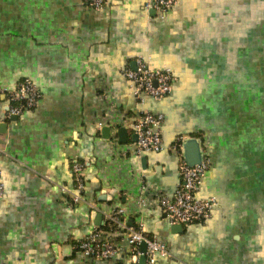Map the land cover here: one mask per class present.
<instances>
[{
    "label": "crops",
    "instance_id": "1",
    "mask_svg": "<svg viewBox=\"0 0 264 264\" xmlns=\"http://www.w3.org/2000/svg\"><path fill=\"white\" fill-rule=\"evenodd\" d=\"M144 2L96 10L85 0H0V90L30 78L41 93L10 117L0 97V264H129L126 236L138 225L165 246L156 264H264V85L254 96L246 66L237 83V37L217 25L230 23L232 1L180 0L164 14ZM139 56L176 76L163 99L132 95L122 69ZM143 110L163 114L162 148L137 154ZM178 136L204 146L210 163L196 196L215 205L206 220L174 229L158 198L179 181ZM74 159L85 190L69 204ZM119 208L123 223L107 230ZM94 229L108 232L114 255L73 248Z\"/></svg>",
    "mask_w": 264,
    "mask_h": 264
},
{
    "label": "built area",
    "instance_id": "2",
    "mask_svg": "<svg viewBox=\"0 0 264 264\" xmlns=\"http://www.w3.org/2000/svg\"><path fill=\"white\" fill-rule=\"evenodd\" d=\"M180 0H145L146 9H152L159 14L172 10ZM93 9L104 7L106 0H85ZM133 66L122 69V74L131 83L132 95L142 102L146 98L161 100L171 93L176 76L170 68H152L141 56L134 59ZM6 105V117L18 116L25 110L36 106L41 93L36 83L30 78H22L12 86L0 90ZM163 114L153 113L149 110L141 111L133 123V131L136 140L133 148L137 154L142 151H159L162 148V123ZM184 137L178 136L171 145V149L181 154ZM203 153L199 163L189 165L184 158L179 159V181L175 186L171 197L160 196L159 205L165 213V217L171 224H188L204 221L210 216L211 209L215 205V198H199L196 196L201 179L209 167L210 159L204 154V146L199 145ZM72 176V193L68 195L69 204H76L83 200L85 190L84 163L74 159L70 166ZM4 193V184L0 177V198ZM124 209L119 208L107 216L109 221L117 226L123 223ZM108 232L100 229L90 231L83 239L73 244V248L87 257L106 259L117 252L113 240ZM130 262L138 264V257L145 256V264H156V256L165 255L164 244L156 240L154 236L147 234L141 225L130 228L127 234ZM144 241L146 250L141 252L139 244Z\"/></svg>",
    "mask_w": 264,
    "mask_h": 264
},
{
    "label": "rangeland",
    "instance_id": "3",
    "mask_svg": "<svg viewBox=\"0 0 264 264\" xmlns=\"http://www.w3.org/2000/svg\"><path fill=\"white\" fill-rule=\"evenodd\" d=\"M231 1L230 11L224 13V19L229 20L230 23H217V25L221 28L222 36L237 37V44L233 49L237 50L238 73L244 78L239 77L237 83L247 82V77L245 76L246 79L244 77L245 66L251 67L253 74L251 79L248 77V83L255 85L254 96L261 95L262 85H264V0ZM219 30L218 28L217 31ZM245 48L248 49L247 57L254 58L252 65L249 61H247L248 64L245 62Z\"/></svg>",
    "mask_w": 264,
    "mask_h": 264
},
{
    "label": "water",
    "instance_id": "4",
    "mask_svg": "<svg viewBox=\"0 0 264 264\" xmlns=\"http://www.w3.org/2000/svg\"><path fill=\"white\" fill-rule=\"evenodd\" d=\"M104 131L110 132V127H103ZM117 133L120 135H125L126 129L124 127H120L117 129ZM132 139L136 140V135L132 136ZM182 150H183V158L187 164L193 165L199 163L201 160V152L199 149V142L195 138L185 139L182 143ZM181 227V224H174L172 228L177 229ZM139 249L141 252L146 250V243L142 241L139 244ZM138 264H145V256L141 254L138 257Z\"/></svg>",
    "mask_w": 264,
    "mask_h": 264
},
{
    "label": "trees",
    "instance_id": "5",
    "mask_svg": "<svg viewBox=\"0 0 264 264\" xmlns=\"http://www.w3.org/2000/svg\"><path fill=\"white\" fill-rule=\"evenodd\" d=\"M117 227L116 224L112 223V221H109L107 222V225H106V229L109 230V229H115Z\"/></svg>",
    "mask_w": 264,
    "mask_h": 264
}]
</instances>
